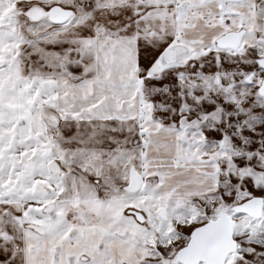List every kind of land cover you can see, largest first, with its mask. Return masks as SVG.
I'll use <instances>...</instances> for the list:
<instances>
[{
    "label": "snow or ice",
    "instance_id": "obj_1",
    "mask_svg": "<svg viewBox=\"0 0 264 264\" xmlns=\"http://www.w3.org/2000/svg\"><path fill=\"white\" fill-rule=\"evenodd\" d=\"M0 264H264V0H0Z\"/></svg>",
    "mask_w": 264,
    "mask_h": 264
}]
</instances>
